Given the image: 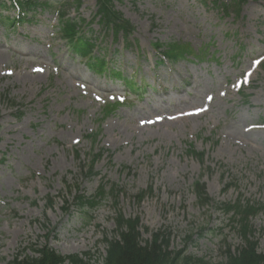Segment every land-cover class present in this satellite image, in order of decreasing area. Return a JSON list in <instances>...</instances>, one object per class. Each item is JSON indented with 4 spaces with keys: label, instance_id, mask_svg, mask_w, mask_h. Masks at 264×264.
Masks as SVG:
<instances>
[{
    "label": "rangeland",
    "instance_id": "374dc122",
    "mask_svg": "<svg viewBox=\"0 0 264 264\" xmlns=\"http://www.w3.org/2000/svg\"><path fill=\"white\" fill-rule=\"evenodd\" d=\"M261 1L250 0L244 8L246 12V18L243 21L245 39L240 35L226 37L227 28H221L217 23L207 22L188 12L184 36L188 34V38H193L199 33L203 34L206 40L214 37L217 44L223 45L222 49L227 48L230 53L227 60L218 64L178 67V72L172 75L180 86L189 91V97L184 96V100L199 106L207 92L220 89L224 77L248 67L247 61L234 71L229 67L228 57L231 56L232 47L237 48V41L252 44L250 50L259 49L258 53L264 51V43H261L264 41V5L260 4ZM162 5L157 17L158 32L149 33L143 30V26L137 29L142 48H147L155 39L161 41L173 39L175 34L181 31V27H178V19L185 21L186 12L181 2L164 0ZM91 7L93 3L90 0H83L80 12L71 13V15L87 18ZM117 7L123 13L126 12L134 17L129 0L118 3ZM209 15L207 14V17L211 20ZM3 43L0 30V44ZM5 43L7 46L12 45L11 41ZM26 49L30 52L35 51L31 47ZM128 59L131 57L128 56ZM16 64L19 62L13 52H4L0 49V71ZM65 66L94 84L104 85L103 80L94 78L82 63L66 60ZM121 68L124 69L123 63ZM256 77L261 86L248 91L251 96L247 104L240 103L237 96L233 99L227 97L220 103L212 105L211 111L203 117L189 119V122L182 120L163 123L147 126L148 128H144L143 131H138L136 130L139 118L137 114L127 108L116 112L119 119L116 120L117 123H110L112 130H109V127L106 128L101 143H110L107 145L108 150L115 153L119 150L122 158L129 161L135 159L136 177L128 176L124 179L123 189L126 195L120 198L119 207L125 217H133L132 214H134L138 216L142 226L148 228V233H142L144 240L150 238V232L155 230L153 228L164 224V227L172 231L170 245L173 251L186 246L187 254L204 258L210 264H216L221 259L216 256L214 247L220 237L216 236L218 230H213L224 224L228 226L230 222L224 216L213 214L212 220L210 218L207 223V216L213 210L209 209L203 214L205 210L195 205L191 191L187 193V187L191 186L192 179L203 174L202 179L208 195L219 202L233 200L237 191L243 193L245 197L255 193L260 195L258 199L264 200V135L257 136L258 133L254 131L244 135L250 123L259 121L258 117L264 118V69L260 70ZM37 79L40 81L45 78L37 77ZM4 89L9 91L11 98L18 103H23L25 107L23 108L24 117L16 120L11 113L13 110L0 99V158L2 153L5 157L4 163L0 165V200L3 203L0 204V264H6L18 254L32 255L35 245L41 246L45 243L46 237H53L54 233L51 232L54 227H56L55 236L48 242L54 251L63 256L89 251L96 243L95 241L101 238L100 228L104 230L114 228L113 221H108L113 210L100 208L94 211L92 215L100 228L89 229H84L80 225L81 220L76 219L78 214L70 217L62 212L64 205L62 197L71 203L72 196L75 194L74 190L72 194H68L65 180L69 184L76 181L80 189L85 190L82 192L90 194L94 192L100 179L81 180L76 173L77 168L73 160L71 161V150L66 151L56 146L53 139L59 137L60 140L62 138L67 140V138L80 136L77 129L88 128L83 126L84 120H88L90 111L97 112V105L89 96H82L80 92L74 90L68 79L62 76L41 96L38 95L39 89L34 84L10 86L0 82V93ZM45 101H47V108ZM83 105L87 109L86 114L79 116L71 112L73 108L78 109ZM219 118L221 120L217 126L220 125L218 128V135L221 136L218 140L220 144L210 148V154L215 156V161L219 160L225 164V169H228L230 173H239L241 176L237 188H232L226 193L222 192V188L227 179L220 178L218 166H212L213 171L206 172L204 166H198L195 160L184 157V152L179 148L181 145L178 144L179 141H190L188 136L204 130L207 126H213L214 123L211 122ZM199 122L206 123L198 126ZM73 123L75 127L70 129ZM139 138L146 140L148 144L141 143L137 144V147H131L130 142L136 143ZM244 138L251 144L250 149ZM237 142L242 145H238ZM257 143L261 144V147L258 146V155L253 149L257 147ZM124 144L127 145L122 147ZM86 146V141L83 140L75 148L85 151ZM199 146L197 144V147ZM203 148L206 147L203 145ZM129 150H132L131 154ZM45 159L50 162L47 167H45ZM106 161L105 157L102 158L95 169L105 180L116 182L119 177L115 172L116 167H113L115 164L108 165ZM56 162L59 166H55ZM258 174L263 177L260 178ZM147 180L153 182L154 195L152 198H145L136 208L130 204L128 197L146 188ZM262 185L263 189L260 190ZM47 195L55 198L52 206L46 204ZM32 202H35V206ZM106 203L109 202L106 201ZM7 204L15 206L20 215L17 214L15 217L13 213H10L11 208H8ZM166 206L174 208V211L163 215L161 211ZM253 224L256 227L264 225L263 222L259 223V220H254ZM204 227L206 231L199 234ZM223 234L228 236L233 244L238 243L237 236L231 230L228 232L223 229ZM188 236L189 240H187ZM96 248L100 255L104 253L103 246L99 245ZM258 252L264 254V237L259 240Z\"/></svg>",
    "mask_w": 264,
    "mask_h": 264
},
{
    "label": "trees",
    "instance_id": "16d2710c",
    "mask_svg": "<svg viewBox=\"0 0 264 264\" xmlns=\"http://www.w3.org/2000/svg\"><path fill=\"white\" fill-rule=\"evenodd\" d=\"M238 214V213H237ZM243 220L245 218H242ZM241 227L240 233L245 240L246 248L236 254H227L226 261L221 264H264V257L256 254L255 243L246 240L247 228ZM244 229V231H243ZM168 234L157 232L150 242L140 241L136 221L119 217L111 238L105 236L106 255L101 261L93 260L85 253V260L77 255L62 257L43 246L35 251L36 257L16 255L6 264H207L203 260L169 251Z\"/></svg>",
    "mask_w": 264,
    "mask_h": 264
},
{
    "label": "snow or ice",
    "instance_id": "6c2138e0",
    "mask_svg": "<svg viewBox=\"0 0 264 264\" xmlns=\"http://www.w3.org/2000/svg\"><path fill=\"white\" fill-rule=\"evenodd\" d=\"M256 63H259V61H256ZM97 99H99V97H97ZM209 99H211V97H209Z\"/></svg>",
    "mask_w": 264,
    "mask_h": 264
}]
</instances>
